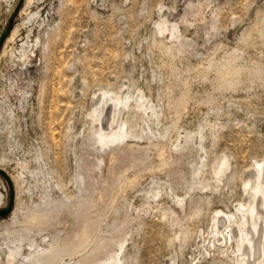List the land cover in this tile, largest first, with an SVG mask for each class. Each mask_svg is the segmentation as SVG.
Returning <instances> with one entry per match:
<instances>
[{
  "label": "rangeland",
  "instance_id": "obj_1",
  "mask_svg": "<svg viewBox=\"0 0 264 264\" xmlns=\"http://www.w3.org/2000/svg\"><path fill=\"white\" fill-rule=\"evenodd\" d=\"M19 2L0 0V169L19 205L0 264H235L212 221L264 163V0ZM101 92L130 98L118 132ZM0 194L2 210L1 176Z\"/></svg>",
  "mask_w": 264,
  "mask_h": 264
},
{
  "label": "bare ground",
  "instance_id": "obj_2",
  "mask_svg": "<svg viewBox=\"0 0 264 264\" xmlns=\"http://www.w3.org/2000/svg\"><path fill=\"white\" fill-rule=\"evenodd\" d=\"M33 18L34 16H28L24 21L27 22L29 20H32ZM15 33L16 30L12 32L11 37L15 35ZM174 34L176 35V31ZM105 97L107 101L111 104H113V101L118 102V112L112 114L111 123L108 127V130L110 131V129H113L114 126V130L116 129L117 131V128H119L120 125L118 117L121 114V111L127 106L126 101H128V99L130 98L126 95L121 98L116 97L111 93L106 94V92H101L97 105L102 106L101 104L104 103ZM142 99V96L138 95L134 103H141ZM1 104L2 103L0 102V105ZM141 107H144V105H141ZM96 112L97 114L92 115V118L98 121L100 124L104 110H102L101 108L99 109V111ZM114 132L115 131L111 133L114 134ZM100 136L103 137L106 135L101 133ZM111 137L114 138L115 134ZM225 168L226 164L225 162H223V160L215 166L214 177L216 178V180H219ZM244 189L246 200L243 204H240L238 206V210L236 209L237 214L228 216L223 214L222 212H216L213 215L211 232L213 233L214 241L218 244L224 245L232 242L235 243L237 250L234 260L235 264H264V163L255 164V168L245 180ZM14 206L15 209H13L15 213L16 210L19 209V205L16 200ZM14 213L12 212L11 214L14 215ZM21 250L22 247L20 245L15 246V253H17L18 255H20Z\"/></svg>",
  "mask_w": 264,
  "mask_h": 264
},
{
  "label": "water",
  "instance_id": "obj_3",
  "mask_svg": "<svg viewBox=\"0 0 264 264\" xmlns=\"http://www.w3.org/2000/svg\"><path fill=\"white\" fill-rule=\"evenodd\" d=\"M23 3V0H20L17 9L15 10L14 16L17 14L19 8L21 7ZM12 28V19H10L8 26L6 28V30L4 31V33H2L1 37H0V48L3 44V42L6 40L7 36L9 35L10 31ZM0 176L3 177L7 183L8 189H9V203L8 206L2 210H0V218H6L9 214L12 213V210L14 208V203H15V192H14V186L12 183L11 178L8 176V174L0 169Z\"/></svg>",
  "mask_w": 264,
  "mask_h": 264
}]
</instances>
